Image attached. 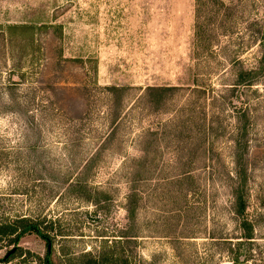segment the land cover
Segmentation results:
<instances>
[{
	"label": "rangeland",
	"instance_id": "374dc122",
	"mask_svg": "<svg viewBox=\"0 0 264 264\" xmlns=\"http://www.w3.org/2000/svg\"><path fill=\"white\" fill-rule=\"evenodd\" d=\"M198 4L196 18L195 0H0V205L67 234L52 241V264H231L228 245L211 236H240L227 179L232 115L210 96L232 82L225 58L254 62L258 47L240 45L264 22V0ZM149 86L179 90L156 106ZM254 87L262 102L247 149L246 215L255 240L240 251L264 264V79ZM184 170L191 179L181 180ZM14 246L0 264H43L38 235L0 244V258Z\"/></svg>",
	"mask_w": 264,
	"mask_h": 264
},
{
	"label": "trees",
	"instance_id": "16d2710c",
	"mask_svg": "<svg viewBox=\"0 0 264 264\" xmlns=\"http://www.w3.org/2000/svg\"><path fill=\"white\" fill-rule=\"evenodd\" d=\"M199 0H195V16L196 18L199 16ZM224 5L223 3H221ZM196 33L200 31L198 22L195 21ZM252 39L250 42L241 43V48L248 47L249 49L252 46H257V54L254 58L253 63L247 64L244 60L241 59L238 53H234L231 57L225 58L228 62V65L222 69V73L229 75L232 77V82L229 83H221L222 91L221 93H216L211 88V92L214 95H211V100L220 101L222 105L228 106L230 109V114L232 115V122L230 125V139H231V148H232V169L229 171L227 179L230 183V211L236 217L238 221L239 227V235L237 241H233L232 237L223 236L222 233H217L216 236H211L217 242L227 244L229 248V253L231 254V264H260L254 263L255 260L252 259V255H250L252 249H245L244 253L240 251L241 247L247 244H251L254 242V228L252 222L247 217V207H248V199H247V180H248V171H247V155H248V144H249V136L251 134V130L255 124L254 111H256V105L258 102H262L260 100H253V96L257 92L256 84H258L259 80L264 79V22L260 24V27L252 33ZM202 46L205 50H211V43H197ZM236 52V51H235ZM211 53H214L211 50ZM222 74V75H223ZM196 88L191 89L196 92L199 91L202 94H205L207 89L203 87L201 84H196ZM13 84L8 85V87H12ZM203 87V89H201ZM117 87L108 88V91L113 93L117 91ZM147 101L151 104H155L156 106L162 105L165 100L173 94L174 91L179 90V87L176 86H149L147 87ZM225 93V94H222ZM216 102V101H215ZM213 102V105L214 103ZM220 105V106H222ZM115 110V109H114ZM110 113V122L114 124L118 121L120 114L119 111H114ZM144 152L143 160L147 159L146 155L148 154L147 149L142 150ZM137 176L132 175L130 179L131 185L128 190V193L125 195L126 200L129 205L134 206L138 198H140L139 193L137 191V187L135 182L137 181ZM181 180L191 179V171L184 170L180 173ZM72 187L82 186L78 181H73L71 184ZM85 187V186H84ZM77 188V189H79ZM81 190V189H79ZM82 193L79 196L82 198ZM83 196L84 198H92L94 197L91 194H87ZM1 197H8L0 194ZM96 200V199H95ZM127 213L130 217H132L135 213V209L127 208ZM6 209L3 208V205H0V244L6 243L8 245L16 244L17 241L25 236L26 234L34 233L38 235L41 239L46 241V244H50L52 247V241L58 235L61 237H65L64 232H61V229H56L54 226V222L48 220L45 216L42 215H32L25 213H15L10 216H6ZM235 242V243H233ZM15 247V251L5 257L6 254L0 258V263H6L10 261V258L17 250V246ZM9 251V250H8ZM8 251L6 253H8ZM254 251V250H253ZM241 252V253H240ZM263 252V262H264V251L260 250L259 253ZM51 250L47 249L46 255L43 259V264H52L50 259ZM244 254V255H242ZM260 261L262 259H259ZM108 262L114 263L117 262L115 259L111 257L108 258H94L91 263L92 264H107ZM122 264H127L124 261Z\"/></svg>",
	"mask_w": 264,
	"mask_h": 264
},
{
	"label": "water",
	"instance_id": "95a60500",
	"mask_svg": "<svg viewBox=\"0 0 264 264\" xmlns=\"http://www.w3.org/2000/svg\"><path fill=\"white\" fill-rule=\"evenodd\" d=\"M47 249L50 250L51 249V245L48 244L47 245ZM15 251V247L11 248L8 253H6L5 257H7L9 254L13 253Z\"/></svg>",
	"mask_w": 264,
	"mask_h": 264
}]
</instances>
